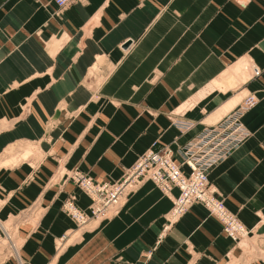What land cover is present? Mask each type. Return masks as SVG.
<instances>
[{
  "label": "crops",
  "instance_id": "crops-1",
  "mask_svg": "<svg viewBox=\"0 0 264 264\" xmlns=\"http://www.w3.org/2000/svg\"><path fill=\"white\" fill-rule=\"evenodd\" d=\"M248 97V137L209 176L249 232L239 242L200 204L173 219L178 192L152 182L109 219L79 227L65 211L91 214L73 172L119 182L167 147L179 162ZM2 236L17 252L0 264H264V1L0 0Z\"/></svg>",
  "mask_w": 264,
  "mask_h": 264
},
{
  "label": "built area",
  "instance_id": "built-area-1",
  "mask_svg": "<svg viewBox=\"0 0 264 264\" xmlns=\"http://www.w3.org/2000/svg\"><path fill=\"white\" fill-rule=\"evenodd\" d=\"M264 1V0H263ZM75 0H55L58 8L65 9ZM259 75L258 68L254 69ZM255 104L248 97L242 106L227 115L222 121L204 128L181 150V161H176L175 153L169 147L150 150L126 170L119 182L95 183L90 178L76 174L73 181L91 200V214L80 210L74 200H68L65 211L79 226L84 227L92 218L109 219L117 215L127 197L145 182L154 183L164 194L173 197L172 218H179L193 206H204L222 224V231L228 238L238 242L248 235V230L239 218L232 214L211 186V171L234 152L247 138L242 118ZM178 128L188 131L193 123L176 122Z\"/></svg>",
  "mask_w": 264,
  "mask_h": 264
},
{
  "label": "rangeland",
  "instance_id": "rangeland-1",
  "mask_svg": "<svg viewBox=\"0 0 264 264\" xmlns=\"http://www.w3.org/2000/svg\"><path fill=\"white\" fill-rule=\"evenodd\" d=\"M245 65H246V64H245ZM244 68H245V67L243 66L242 70H244ZM247 137H248V136H247ZM149 151H150V150H149ZM172 151H173V150H172ZM232 153H233V152H232ZM232 153H231V154H232ZM140 157H141V156H140ZM140 157H139V158H140ZM139 158H138V159H139ZM227 158H228V157H227ZM227 158H226V159H227ZM181 159H182V158H181ZM181 159H180L179 161H181ZM226 159H225V160H226ZM137 161H138V160H137ZM137 161H136V162H137ZM221 163H222V162H221ZM129 168H130V167H129ZM129 168H127V169H129ZM127 169H126V170H127ZM126 170H125V172H126ZM76 174H80V173H79V172H73V173L70 175V176H71L70 178L72 179V181H73V178L75 177ZM83 176H84V175H83ZM85 177H86V176H85ZM87 178H89V177H87ZM90 179H91V178H90ZM91 180H92L93 182H95V183H99V182L94 181L93 179H91ZM73 182H74V181H73ZM104 183H105V182H104ZM99 184H103V183H99ZM216 193H217V192H216ZM218 197H219V195H218ZM90 211H91V209H90ZM4 225H5V227L7 228V231H8V233H9V235L12 234V233L14 234V229L12 228L11 223H7V225H6V224H4ZM13 234H12V235H13ZM5 236H6V235H5ZM5 236H4V237L2 236V237L0 238V245L3 244V246L1 245L2 248H0V253L4 255V254H5V251H6V254H7V257H8L9 255H13V254H15L17 251L15 252V249H16V248H15V247H16L15 245H14V247H13V245H12V247H11V244H10L11 239H10V237H8V238L6 237V239H5ZM13 242H14V241H13ZM238 242H239V241H238ZM14 243H16V242H14ZM16 245H17V243H16ZM1 246H0V247H1ZM11 248H12V249H11ZM5 256H6V255H5Z\"/></svg>",
  "mask_w": 264,
  "mask_h": 264
},
{
  "label": "bare ground",
  "instance_id": "bare-ground-1",
  "mask_svg": "<svg viewBox=\"0 0 264 264\" xmlns=\"http://www.w3.org/2000/svg\"><path fill=\"white\" fill-rule=\"evenodd\" d=\"M8 238V237H7ZM14 247V246H13ZM17 250V249H16Z\"/></svg>",
  "mask_w": 264,
  "mask_h": 264
}]
</instances>
